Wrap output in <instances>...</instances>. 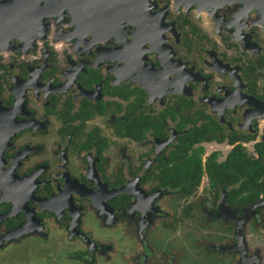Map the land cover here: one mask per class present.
I'll use <instances>...</instances> for the list:
<instances>
[{
    "label": "flooded vegetation",
    "instance_id": "obj_1",
    "mask_svg": "<svg viewBox=\"0 0 264 264\" xmlns=\"http://www.w3.org/2000/svg\"><path fill=\"white\" fill-rule=\"evenodd\" d=\"M12 3L0 254L60 231L85 246L65 259L95 264L107 243L81 222L132 234L167 194L180 218L221 227L198 242L209 264H264L242 245L264 232V0H0V13Z\"/></svg>",
    "mask_w": 264,
    "mask_h": 264
},
{
    "label": "rangeland",
    "instance_id": "obj_2",
    "mask_svg": "<svg viewBox=\"0 0 264 264\" xmlns=\"http://www.w3.org/2000/svg\"><path fill=\"white\" fill-rule=\"evenodd\" d=\"M197 198L195 195L186 200L194 203L198 201ZM141 200L134 198L133 206H138ZM155 201L161 216L155 218V215L149 214L150 226L140 227L132 234L124 231L111 234L100 229L94 222L80 223L79 229L84 240L95 242V246L107 243L101 255L95 259V264H209L208 257L201 254L198 242H207L213 236L220 235L221 227L209 225L205 221V214L197 210L180 218V199L173 200L166 194L165 200ZM262 233L260 243L254 242V236H251L252 239L246 237L242 242L243 245L247 243L246 240L252 241L253 250L250 252L247 249L245 253L248 259L256 256L257 249H262L264 253ZM42 240L26 238L19 249L7 248L0 254V264H78L63 256L67 251L85 247L80 239L69 241L60 231L50 233L48 241ZM145 259H150L151 263Z\"/></svg>",
    "mask_w": 264,
    "mask_h": 264
},
{
    "label": "water",
    "instance_id": "obj_3",
    "mask_svg": "<svg viewBox=\"0 0 264 264\" xmlns=\"http://www.w3.org/2000/svg\"><path fill=\"white\" fill-rule=\"evenodd\" d=\"M14 6H15V3L8 5L6 15L4 13H0V28L5 25L9 28L10 21L15 18V16H11V14L14 13V10H15ZM5 19H6V22H5ZM12 34L13 33H11L10 31H7V37H10Z\"/></svg>",
    "mask_w": 264,
    "mask_h": 264
}]
</instances>
